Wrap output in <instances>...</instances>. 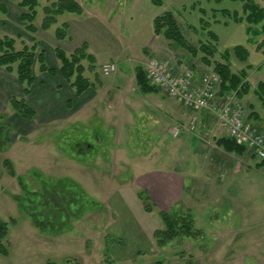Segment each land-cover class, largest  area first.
<instances>
[{
	"label": "rangeland",
	"instance_id": "374dc122",
	"mask_svg": "<svg viewBox=\"0 0 264 264\" xmlns=\"http://www.w3.org/2000/svg\"><path fill=\"white\" fill-rule=\"evenodd\" d=\"M54 1L57 0H39L38 16L34 22L38 30L30 32L20 18L26 11L19 6L20 0H0V39L6 36L15 39L16 49H22L24 45L32 46L37 41L38 50H44L41 40L44 45L57 48L54 42L60 43V40L56 38V29L81 14L60 15L56 24L43 30L44 8ZM77 1L88 17L99 15L103 18L110 46L115 42L114 36L119 38L125 53H121L119 59L104 64L124 62L125 76L121 73L123 65H118L115 73L105 76L102 73L104 64L84 60L85 76L95 83L99 98L94 97L85 112L66 125V121L61 120L51 125L41 124L28 137L13 134L9 150L0 153V217L6 221L15 219L10 227L7 264H47L49 260L56 264H157L158 261L162 264H264V260L260 259L262 255L260 258L257 256L258 249L264 254V243L259 241L264 232L258 234L264 226V167L257 166L262 162L251 152L245 153L251 169L242 170V180L231 173L226 176L220 172L217 175L213 171L211 173L207 162L228 157L227 152L213 142L215 138L222 137L220 133L206 134L203 131L201 134L199 123H196V131H192L191 122L198 116L196 110L185 109L167 97L155 99L152 94L144 95L135 82V69L142 67L146 71L149 60L154 57L170 58L175 55L179 61L212 70L214 62H225L222 53L228 50L232 70L239 72L245 69H239L240 62L247 61L237 58L235 47L229 45L225 32L232 25L246 31L247 24L235 22L221 13L228 10L243 15L242 3L231 0H165L162 5L165 7L156 8L172 10L185 37L193 45L215 43L218 52L214 58H209L213 65H206L202 52L192 56L181 48H172L168 42H165L161 52L153 54L148 48L128 50L130 42H135L137 38L132 33L135 20L130 21L134 18L135 5L139 2L150 4L152 0ZM254 1L264 8V0ZM3 6L7 12H4ZM66 14H73V17ZM202 20L208 23L206 29ZM144 29L146 31L147 27ZM208 31L217 36V42L212 40ZM246 35L248 39L246 36L241 38L238 31L237 41L245 43L251 51L264 39V34L251 36L246 32ZM142 39L146 44L151 42L147 34ZM160 40L164 42L166 39L163 37ZM242 47L248 52L245 46ZM260 49L256 48L252 54L256 55L253 60L258 62L264 60V48ZM144 56H148L147 62L143 61ZM2 69L5 70L4 67ZM35 69L39 71L40 66L36 65ZM11 110L8 100L7 109L0 114L8 117ZM174 126L180 129L178 135L174 134L176 129H171ZM194 135H197L196 138L202 136L205 141L202 143L203 139L199 138L201 149L196 147L193 152L192 147L188 149L186 146L188 151L181 142L184 139L189 141ZM190 152L202 160L197 168H192L200 178V184L194 198L186 200L179 209L191 210L201 236L175 240L158 248L149 233L154 228L163 227L159 213L162 209L151 196L153 210L145 209L138 195L144 189L134 178L143 169L165 170L176 166L181 170L185 168L182 171L190 169L193 162ZM6 158L14 162L17 174L25 177L32 190L40 189L41 185L32 172V169H37L48 178L75 179L97 205L73 219L72 228L62 234L40 232L13 198L22 190L16 177L8 175L3 165ZM237 161L239 158H234L233 162ZM218 166L229 169L230 165ZM230 181L229 187L224 188ZM193 182L187 179L186 184L191 186ZM214 183L223 187L217 191L218 196L213 191V195L210 193L212 188L209 186ZM214 197L218 198L217 201ZM129 214L139 230L127 219ZM147 234L150 240L145 238Z\"/></svg>",
	"mask_w": 264,
	"mask_h": 264
},
{
	"label": "trees",
	"instance_id": "16d2710c",
	"mask_svg": "<svg viewBox=\"0 0 264 264\" xmlns=\"http://www.w3.org/2000/svg\"><path fill=\"white\" fill-rule=\"evenodd\" d=\"M221 2L222 0H217ZM242 3L243 15L238 12L231 13L228 10H222L225 16H230L235 22L246 23V32L251 36L264 34V9L254 0H231ZM153 4L162 6L163 0H152ZM39 0H20L19 6L26 11L21 14V20L26 23V28L30 32H37L34 22L38 16L37 7ZM3 6L4 12H7ZM65 13L82 14L83 8L77 0H57L44 8V18L41 24L43 30L50 29L58 22V16ZM205 14V11L202 10ZM203 28L208 27L205 20L201 21ZM156 35H162L172 48H181L192 56H197L200 52L204 54L203 62L211 65L209 58H214L217 54L215 43H201L199 46L193 45L184 35L175 14L172 10H166L158 15L153 22ZM68 24L64 23L56 29V38L58 40L67 39ZM209 36L214 42H217V36L208 31ZM16 40L11 37L0 39V66L4 67L9 73H15L18 81L24 86V95H29L34 83V66L39 63L41 72H48L52 75L55 70L46 63L45 51L38 50L39 42L35 41L32 46L24 45L22 49H16ZM264 48V39L259 44ZM88 44L84 43L73 53L67 54L62 48H55L56 57L60 61L59 72L61 76L74 88L75 93L80 96L88 89L95 88V83L85 76L86 68L84 60L95 63V56L88 53ZM238 59L247 61L248 52L242 46L234 48ZM230 52L225 50L222 56L225 62H214L212 69L220 77V95L233 93L236 97L249 92L251 85L248 82V69H242L234 72L231 68ZM187 61L181 60L180 63ZM191 65V64H189ZM213 65V64H212ZM193 66V65H191ZM195 67V66H193ZM135 79L142 94L157 92L159 87L152 84L147 77L146 71L142 67L135 69ZM255 94L264 106V81H260L255 90ZM12 110L25 120H33L36 117V111L31 107L25 98L12 96L9 99ZM14 129L7 121L6 114H0V153H3L11 147L13 143ZM218 146L225 151L244 155L247 148L236 142L230 136H223L216 140ZM4 167L8 170L11 177H16L22 193L14 194L13 198L17 202L21 211L31 218L32 224L44 234H62L65 230L72 228L73 219L79 218L85 211L93 209L97 203L89 197L85 189L75 179L71 177H62L52 179L37 170L32 169L34 176L40 181V189L32 190L25 177L17 174L12 160L4 159ZM264 166V162L260 163ZM139 197L143 200L147 211L153 210L150 195L146 190L139 192ZM162 226L153 233L155 245L163 248L175 240L184 238H197L201 236V231L195 226V219L190 211H181L172 209L170 211H159ZM11 223L15 219L6 221L0 217V254L9 256L10 246L8 242ZM47 264H56L49 260ZM157 264H162L158 261Z\"/></svg>",
	"mask_w": 264,
	"mask_h": 264
},
{
	"label": "crops",
	"instance_id": "0c3cea01",
	"mask_svg": "<svg viewBox=\"0 0 264 264\" xmlns=\"http://www.w3.org/2000/svg\"><path fill=\"white\" fill-rule=\"evenodd\" d=\"M165 2V0H163ZM168 1V0H167ZM173 2V0H170ZM135 10H134V18L130 19V21L135 20L134 25V32H132L137 38L135 39V42H130V49L129 51H141L143 48H148L150 54H153L155 52H161L163 47L166 46L165 42L158 41L159 38L163 39V36L156 35L154 32V19L160 15L164 10H157L156 8H163L165 6H157L153 4V2L149 4L147 3H136ZM164 5V3H163ZM264 9V8H263ZM70 16L73 14H66V16ZM79 18L74 17L75 19H70L67 22L68 24V38L64 40H60V43H57L56 41L55 46H58L62 48L67 54L73 53L78 46L84 43L88 44V53H91L93 56H95L96 63L100 61L99 64H104L107 61H111L112 59H119L121 53H125V49L120 43V40L118 37L114 36L115 42L110 46V42L108 43V34H107V28L106 24L103 21V18L99 15L88 17L86 15V10L81 15H75ZM145 26L147 27V30L145 31ZM236 25L229 26V29L225 32V37L227 39V42L229 45H233L231 47H237V46H245L248 49L249 52V58L247 62H240V68H247L248 70V82L251 85V88L248 93L243 94L242 96H237L236 101L245 107L246 114L244 116V120L246 123L252 125L255 129H257L260 133L264 135V106L262 105L261 101L255 94L254 90L257 86V84L260 81H264V74L262 72L264 71V60L262 62H258L257 60H253L256 55H252L255 52V49L262 50L259 47L261 40L258 44L255 45V49L251 51V49L246 46L245 43L242 41H237V32L239 31L240 37H244L246 35L245 30L237 29L235 27ZM129 27V26H128ZM146 33H145V32ZM243 33V34H242ZM145 34L147 36H150V43L146 44L144 39ZM248 39V38H247ZM111 40V39H110ZM44 42L41 40V45L44 47L45 51V57H46V63L50 68H53L55 70V74L52 75L48 72H39L35 69L36 65H39L38 63L34 66V83L31 87L30 94L25 97L27 103L33 107L36 111V117L29 121L21 118L17 113H15L13 110H11L10 113H8L7 121L8 123L13 127L14 134H18L19 136H26L28 137L32 132H34L41 124L42 125H51L52 123L56 121L65 120L66 124H68L71 120L78 119L83 112L88 107V103L95 97L97 99L98 97V91H96L95 88L88 89L84 94L78 96L75 93L74 88L61 76L59 69L60 64L57 61L58 58L56 57L55 53V47L53 48L50 45H44ZM264 58V55H262ZM147 57L144 56L143 61L147 62ZM145 62V63H146ZM118 65H123L124 70L121 71V73L125 76L126 71V64L123 62L118 63ZM238 69V70H239ZM136 82V79H135ZM118 88H122V86H118ZM24 86L20 84L18 81L16 75L7 72L6 70L2 69L0 66V112L4 111L8 107V100L12 96L16 97H22L24 95ZM154 98H161L165 99L168 97L167 93L163 90H159L157 92L149 93L146 95H151ZM219 96L220 93L218 94ZM151 97V99H152ZM99 98V97H98ZM153 98V99H154ZM94 99V100H95ZM152 99V100H153ZM173 102H176L173 100ZM178 105L179 103L176 102ZM162 106V105H158ZM182 106V105H179ZM183 107V106H182ZM163 108V106H162ZM184 108V107H183ZM189 109V108H185ZM190 110V109H189ZM194 110V109H193ZM198 116L197 121L194 119L193 122L195 124V127L192 129V131H196L197 125L196 123H199V127L201 128L200 132L203 134V131H206V134L208 133H214L216 134L220 133L219 135L228 136V133L225 130H222L220 125L217 122V118L213 111L209 109H203V110H196ZM76 115V116H75ZM74 117V118H73ZM214 123V124H213ZM213 124V125H212ZM37 125V126H36ZM171 129H175V126ZM208 130V131H207ZM191 131V130H190ZM215 135V134H214ZM197 135H194L189 139V141H185V139L181 142L182 146L187 149L186 146H188V149L192 147L193 152L196 151V147L199 150L201 149V141H199V138L201 139L202 136L195 137ZM221 138V137H219ZM203 139V138H202ZM201 139V140H202ZM218 138H215L213 142L215 143V146L219 149H222L223 147L218 146L216 143V140ZM205 140H202V143ZM187 149V150H188ZM224 149V148H223ZM189 151V150H188ZM225 151V150H224ZM227 152V151H225ZM192 153V152H190ZM247 153V152H246ZM192 153V165L189 167L190 169L184 170L185 168L174 167L173 169H165V170H151V169H143L139 173V175H135L136 183L139 185V187L143 188L144 190L148 191L152 199L155 201L157 205L161 207L164 211H170L172 209L175 210H181L179 209L180 206L184 205V202L186 200H191L194 198V195L196 194V191L198 190L200 182V178L196 176V172L192 170V168H197L201 163V158L195 156V154ZM229 157L227 159H213L206 164H209V171L217 175L222 173L223 175H228V173L235 174L239 180L241 179V172L242 170H250L249 167V161L245 159V155H238L236 153L227 152L226 153ZM238 157L239 162L237 161L234 163V158ZM14 164V162H13ZM230 165L227 169L226 167H219L218 165ZM236 164V165H235ZM242 165H245L243 168ZM193 166V167H192ZM211 166V168H210ZM259 167L261 166L260 163L257 164ZM208 171V170H207ZM9 175V174H8ZM187 179L194 180L193 184L187 185L186 181ZM202 183V182H201ZM231 184V181L229 184H227L224 188L229 187ZM193 189H192V188ZM211 188L210 193L213 191L215 195L218 196L217 191L219 188H223L221 186H218L216 183H214L212 186H209ZM194 190V191H192ZM220 191V190H219ZM213 195V193H211ZM222 195V194H221ZM215 201H217V197H214ZM217 198V199H216ZM121 201V199H120ZM122 202V201H121ZM217 203V202H216ZM155 204V205H156ZM230 210H232L230 208ZM182 211V210H181ZM185 211V210H183ZM191 211V210H190ZM128 214V211H127ZM133 223L136 230H139V226L137 223L132 221L131 215H128V218ZM132 226V224H129ZM158 229V228H157ZM156 230H152L149 234L151 235V238L153 239V233ZM263 230V231H262ZM264 232V226L260 230L259 233ZM10 233V231H9ZM149 234L145 235V238L147 240L149 237ZM259 235H257L258 237ZM259 241H262L264 243V235L259 236ZM9 239V236H8ZM151 239V240H152ZM246 239L242 240L245 241ZM148 242V241H147ZM258 242V241H257ZM264 249V248H262ZM264 253V252H263ZM262 255L263 258H260ZM261 260H264V254L260 252L258 249V255ZM7 258L9 256H3L0 254V264H7Z\"/></svg>",
	"mask_w": 264,
	"mask_h": 264
},
{
	"label": "built area",
	"instance_id": "2783aa9c",
	"mask_svg": "<svg viewBox=\"0 0 264 264\" xmlns=\"http://www.w3.org/2000/svg\"><path fill=\"white\" fill-rule=\"evenodd\" d=\"M118 70V64L110 62L102 66V73L110 75ZM146 74L150 82L165 91L169 99L184 108L213 111L222 130L247 148L257 160L264 162V135L244 120L246 109L236 101L233 93L219 96L220 77L210 69L180 63L172 57H154L149 60ZM195 127L191 122V128ZM176 129V128H175ZM180 129L174 131L178 135Z\"/></svg>",
	"mask_w": 264,
	"mask_h": 264
}]
</instances>
